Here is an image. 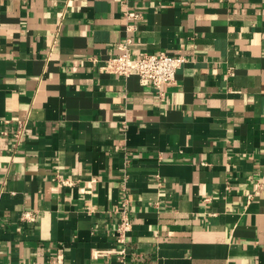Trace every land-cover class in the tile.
<instances>
[{
    "label": "crops",
    "instance_id": "1",
    "mask_svg": "<svg viewBox=\"0 0 264 264\" xmlns=\"http://www.w3.org/2000/svg\"><path fill=\"white\" fill-rule=\"evenodd\" d=\"M0 264H264V0H0Z\"/></svg>",
    "mask_w": 264,
    "mask_h": 264
},
{
    "label": "built area",
    "instance_id": "2",
    "mask_svg": "<svg viewBox=\"0 0 264 264\" xmlns=\"http://www.w3.org/2000/svg\"><path fill=\"white\" fill-rule=\"evenodd\" d=\"M120 53L104 60V66L110 74L129 77L137 76L144 86H154L160 96H164L166 84L176 80L178 71L187 62L182 55H172L165 52L148 53L134 57L128 44L119 46ZM96 61V60H95ZM22 130L25 123H21ZM120 210V221L116 227L118 240L124 242L132 228L127 202L125 201ZM24 219H32L29 212L24 213Z\"/></svg>",
    "mask_w": 264,
    "mask_h": 264
}]
</instances>
